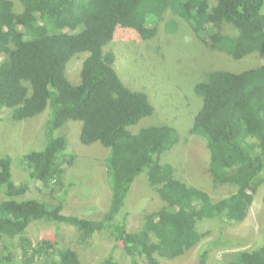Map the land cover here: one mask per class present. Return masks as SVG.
Returning <instances> with one entry per match:
<instances>
[{
    "label": "trees",
    "instance_id": "obj_1",
    "mask_svg": "<svg viewBox=\"0 0 264 264\" xmlns=\"http://www.w3.org/2000/svg\"><path fill=\"white\" fill-rule=\"evenodd\" d=\"M180 27L208 50L237 60L264 53V0H0V122L5 111L16 123L46 113L39 142L21 159L24 180L16 177V151L0 156V264H84L75 246L93 245L97 236L112 243L99 264H166L206 240L204 222L246 219L264 183V63L242 71L210 66L193 85L203 104L186 131L205 140L210 161L204 174L217 188H235L229 195L214 199L161 162L182 141L176 124L130 129L155 107L147 92L120 77L109 47L118 32H128L124 43L135 44L133 61L142 66L138 60L164 56L163 33ZM143 44L152 50L140 52ZM80 53L87 57L74 84L67 68ZM71 120L82 122L84 145L107 147L103 156L93 153L103 160L111 191L102 215L87 205L67 211L70 193L80 185L68 167L82 158L68 144ZM140 175L154 194L146 204L132 195ZM31 182L43 188L39 196H29ZM134 214L140 222L135 229ZM35 223L54 226L56 233L34 239ZM67 227L75 233L69 244L60 236ZM241 245L221 232L203 242L194 264H209L219 246ZM226 264H264V244L231 253Z\"/></svg>",
    "mask_w": 264,
    "mask_h": 264
},
{
    "label": "rangeland",
    "instance_id": "obj_2",
    "mask_svg": "<svg viewBox=\"0 0 264 264\" xmlns=\"http://www.w3.org/2000/svg\"><path fill=\"white\" fill-rule=\"evenodd\" d=\"M127 33L125 34L124 31L118 32L116 39L109 47L117 55L115 68L127 85L136 90L147 92L155 107L152 116L144 118L138 124L131 126L130 129L137 131L152 123L176 124L182 141L174 148L172 147L164 152L161 162L172 164L176 169L178 168L177 173L183 180L208 191L214 199L236 191L235 188L230 186L220 188L213 186L210 178L204 174L210 161L205 140L187 134L186 129H188L190 120L193 124L194 114H197L200 110L198 108L203 104L202 97L196 94L193 85L203 78L201 73L208 70L207 67L220 65L227 69L242 71L257 66L259 63H264V53L257 52L237 60L226 56V54L208 50L195 35H192V31L190 33L186 27H180L178 31L171 35L163 33L165 42L161 53H164V56L159 58L158 61L147 64H143L138 60L142 64L141 66L133 61L137 57L135 44L124 43ZM150 48L143 44L138 47V50L144 52ZM86 57L87 54L80 53L72 58L73 62L70 66V62L68 63L67 74L74 84L80 83L83 60ZM189 97L192 100L191 105L187 101ZM186 110H188L187 114ZM177 114L182 117L181 121L179 119H176V121L173 118ZM8 116V111L1 115L6 120L0 122V156H3L10 149L16 151L14 160L17 169L16 177L18 182H21L27 175V172L20 169L22 156L28 150L34 148L35 140L39 142L41 133L38 131L44 124L46 113L39 119L24 120L19 123L7 120ZM66 124L65 131L68 134L70 150L82 156L77 160L76 165L68 167V173L73 175L75 179L80 178V185L71 191L70 198L67 201L69 205L67 211L80 212L83 206L87 205L92 209L94 215L96 214L95 207H97L98 215H102L107 211L110 204L111 191L103 175V160H100L98 156L105 155L107 147H102L103 145L100 142H95L91 146L84 145L80 140L81 121L71 120ZM83 147L91 148L82 151ZM93 153L98 156H93ZM42 189L40 184L31 182L29 196H39V191H42ZM151 191L153 190L149 186L147 176H138L132 190L134 200L141 203L144 199L145 203L153 194ZM145 196L146 198H144ZM24 197L28 198L27 196ZM254 197L255 200L244 221L224 225L218 220H212L201 225V231H209L210 233L205 241L215 239L223 232L227 237L242 242L241 246L221 248L219 246V248L212 250L209 264H226L231 253L239 250H252L264 244V183ZM2 198L3 194L0 193V200ZM155 203L152 202L151 205ZM132 221L134 222H131L130 227L135 229L139 226L140 222L137 214H134ZM55 233L54 226L35 223L31 228L30 236L38 239L47 234ZM60 236L64 237L67 244H69L75 236L74 228H64ZM102 238L97 236L94 239V244L87 247L78 248V246H75L79 250L84 264H99L111 250L112 243L108 239ZM203 242L185 254L170 259L171 261L167 260L166 264H194ZM115 254L121 255L118 250ZM38 263L41 264V262Z\"/></svg>",
    "mask_w": 264,
    "mask_h": 264
}]
</instances>
